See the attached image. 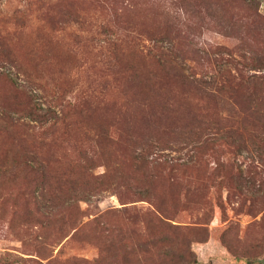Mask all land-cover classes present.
Returning a JSON list of instances; mask_svg holds the SVG:
<instances>
[{
	"label": "rangeland",
	"instance_id": "rangeland-1",
	"mask_svg": "<svg viewBox=\"0 0 264 264\" xmlns=\"http://www.w3.org/2000/svg\"><path fill=\"white\" fill-rule=\"evenodd\" d=\"M254 53L264 0H0V264H264V71L248 97L226 82ZM62 171L103 183L75 221Z\"/></svg>",
	"mask_w": 264,
	"mask_h": 264
},
{
	"label": "trees",
	"instance_id": "trees-1",
	"mask_svg": "<svg viewBox=\"0 0 264 264\" xmlns=\"http://www.w3.org/2000/svg\"><path fill=\"white\" fill-rule=\"evenodd\" d=\"M141 55L145 58L149 54L147 53L146 56L144 54H141ZM228 56L231 60V63L233 64V67L235 68V75H230L228 77V79L226 80V82L232 83L229 85V87L233 86V91H231V92L243 93L244 96L248 97L249 92H247V89H244V88L247 87L248 89H250L248 86V83L253 84V83H256V81L249 80V79L243 80L245 78V77H243V75H244V73H248V71L250 72L251 70H255V71H262L263 70L264 71V53H262L260 55H259V53H254L253 55H249V57H247V58L244 56L233 55V54H230ZM242 60H244V61H242ZM22 76H23L24 80L26 78L24 84L26 83V81H27V83L32 84L33 81H31L29 79V77H27V75L25 77V74H22ZM8 80H9V83L11 85H13L16 93L24 91L23 88L25 87V85L20 84L19 82L12 79L11 77ZM257 84L260 85L261 82L259 81V82H257ZM253 85H255V84H253ZM250 87H252V85ZM29 89H30V87H28V90ZM252 90H256V89H252ZM258 93L261 94L262 92H258ZM259 97H260V95H257L254 97V99L259 100ZM27 112H28V115L34 117L36 122L42 123V124H44V123L46 124L47 122H50L51 120H59V117L61 114V111L58 112V111H54V109H51L48 107L44 108L41 106L34 107V108L31 107L30 109H28ZM88 129H89V127L86 129L87 133H88ZM90 130L93 131L94 128L90 127ZM95 134L98 136L99 139H103L105 141V143H108L110 140V139L104 137L99 131H97V133H95ZM104 141L101 140L102 143H104ZM191 161L192 160L189 159L188 162H191ZM195 161L198 162L197 159ZM38 164L39 163L32 161V162L27 163L25 165V171L27 172V176H24V178H28L29 176H31L33 174L39 173L38 178L31 179V181H30V186H33L35 189L33 190V195L29 199H27L25 201V203L28 206V211L30 210V207L33 206L35 214H39L43 217H49L48 219H51V218H53V216L55 214L52 213V206L47 205V203L50 201L47 200V195L43 193L44 186L50 185V182L48 181V179H50V178H48V179L46 178L47 174L44 172L43 168H39ZM8 172H9V170H8ZM81 177H82L81 175L77 177L75 172H71L70 174L66 175L63 171L61 173H58V172L54 173L53 172V174L51 175V178H52L51 181L53 182L52 185L54 187V193L55 194H61L63 196V200L61 201V203H62L61 207L63 208L61 211L62 219H69L72 221L78 220V217H80L84 214V211L81 209L79 204L81 202H83L85 204L92 203V200H94L93 199L94 196L97 197L98 192H100V185L103 183L99 182L98 185H93L92 183L84 182ZM6 178H7V176H6ZM6 178L4 177L3 181ZM8 178H9V181L6 182L4 185H6V187L10 188V184H8V183H11L10 182L11 180H16V172H12V173L8 174ZM86 181H88V178ZM36 190H40V191L34 193ZM132 194H137V195L141 196L142 198H145L144 200L149 201V202H151V201L153 202V200H154V195H153V193H151V189H145L144 191L132 192ZM60 200H58L57 202H60ZM118 200H119V202L121 201L120 197H118ZM72 203H73L74 212L71 213V215H70L66 212V208L68 206H70ZM95 203H96V201H95ZM120 203L122 205L125 204L122 202H120ZM30 213H32V212L29 211V214ZM155 223L156 224L161 223L158 217H155ZM167 226L172 227V225H167ZM143 254H144V251H142V255Z\"/></svg>",
	"mask_w": 264,
	"mask_h": 264
}]
</instances>
